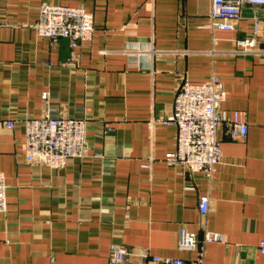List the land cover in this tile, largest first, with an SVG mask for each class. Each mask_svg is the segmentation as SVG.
<instances>
[{
    "label": "crops",
    "instance_id": "0c3cea01",
    "mask_svg": "<svg viewBox=\"0 0 264 264\" xmlns=\"http://www.w3.org/2000/svg\"><path fill=\"white\" fill-rule=\"evenodd\" d=\"M43 1L91 12L90 40L71 49L66 38L37 35ZM209 8L210 0H0V119L15 120L0 132V264H159L150 256L199 253L201 264H264V7L246 51L234 40L253 35L250 8L231 30L205 27ZM181 74H217L220 109L247 122L243 139L218 128L222 156L210 175L165 159L176 128L158 119L171 114ZM45 110L85 119L84 155L59 168L25 158L21 121ZM181 229L196 234L195 247H179ZM205 230L224 240L202 243ZM111 243L125 246L123 261H109Z\"/></svg>",
    "mask_w": 264,
    "mask_h": 264
},
{
    "label": "built area",
    "instance_id": "2783aa9c",
    "mask_svg": "<svg viewBox=\"0 0 264 264\" xmlns=\"http://www.w3.org/2000/svg\"><path fill=\"white\" fill-rule=\"evenodd\" d=\"M247 5L252 12L253 35L234 40L242 51L256 44L259 18L257 9L264 7V0H210L208 19L204 24L209 29L231 30L241 16V9ZM37 35L44 36L55 43L66 38L74 49L80 43H87L94 28L92 13L82 6H69L41 2L38 18L31 25ZM154 52V50H151ZM158 53H168L161 50ZM74 58L71 52L68 63ZM47 93H42L46 98ZM226 97L222 79L217 74H210L205 80L193 81L187 74H181L172 100V112L166 118H159L162 123L175 125V146L166 154L167 162L176 164L188 172H202L210 175L221 160L220 140L217 130L225 126L230 138L243 139L247 134V122L237 110L229 117L220 109ZM25 158L28 162L43 164L52 168L62 167L68 158L84 155L86 149L85 119L57 114L45 110L38 117L24 118ZM15 120L0 119V132L11 130ZM150 161V160H149ZM150 162L147 163L149 166ZM5 182L0 172V211L6 209ZM208 198H199L198 210L205 214ZM221 232L205 230L200 241H223ZM198 239L194 232L181 229L178 245L180 248L195 247ZM258 252L264 256V237L257 245ZM127 250L120 243L109 245L108 259L111 263L124 260ZM142 256H148L144 250ZM150 261L159 264H201L202 256L191 260L181 257L152 255Z\"/></svg>",
    "mask_w": 264,
    "mask_h": 264
}]
</instances>
